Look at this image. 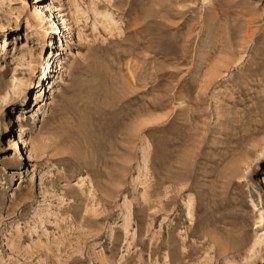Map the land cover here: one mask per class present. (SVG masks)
<instances>
[{"label":"rangeland","instance_id":"rangeland-1","mask_svg":"<svg viewBox=\"0 0 264 264\" xmlns=\"http://www.w3.org/2000/svg\"><path fill=\"white\" fill-rule=\"evenodd\" d=\"M1 181L0 264H264V0H0Z\"/></svg>","mask_w":264,"mask_h":264},{"label":"bare ground","instance_id":"bare-ground-1","mask_svg":"<svg viewBox=\"0 0 264 264\" xmlns=\"http://www.w3.org/2000/svg\"><path fill=\"white\" fill-rule=\"evenodd\" d=\"M106 17H107V15H106ZM150 122V121H149ZM151 124V123H150ZM145 126V125H144ZM146 128V127H145ZM140 130V129H139ZM4 181V180H3ZM3 181H1L2 182V186L0 187V190L1 189H3L4 187H3V185H6V183H4Z\"/></svg>","mask_w":264,"mask_h":264}]
</instances>
